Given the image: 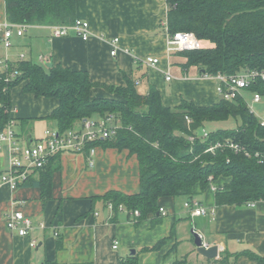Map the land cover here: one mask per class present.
I'll use <instances>...</instances> for the list:
<instances>
[{
  "label": "crops",
  "instance_id": "1",
  "mask_svg": "<svg viewBox=\"0 0 264 264\" xmlns=\"http://www.w3.org/2000/svg\"><path fill=\"white\" fill-rule=\"evenodd\" d=\"M76 13L77 18L90 23L88 40L73 30L65 37L52 38L50 25L29 26L24 35L12 38L13 46L9 48L3 45L0 32V58L7 56L10 62H17L25 53L26 58L37 57L34 60L39 61L38 57L44 55L54 65L85 70L93 81L115 85H125L128 75L142 93L151 86L157 87L168 107L181 104L183 99L200 106L221 100L216 78L203 77V71L195 65L184 67L188 58L180 51H167L165 0H78ZM7 20L6 1L0 0V23ZM115 37L117 43L113 42ZM113 44L118 47L115 55L111 54ZM152 56L160 57L154 66L145 62ZM170 73L172 78L167 80ZM24 83L11 89L10 119L15 121L21 146L44 137L47 129H57L50 115L59 106L57 97L22 90ZM91 97L119 95L96 87ZM96 148L95 166L89 164L87 153L60 155V166L51 177L50 199L43 197L36 184L16 189L0 184V264H45L46 260L56 264H119L121 258L130 254H138V264L172 263L179 259L185 260L183 264H209L212 259L196 248L193 228L209 245L219 247V256L214 259L226 253L230 264H264V200L256 201L254 206H217L211 185L203 189L195 185L192 199L206 207L208 214L191 215L190 207L185 205L187 197L164 196L158 206L164 207L166 214L159 210L138 218L124 206L112 209L103 198L114 190L128 195L139 192L137 155L113 145L98 144ZM9 161L10 150L6 146L0 151V174L8 170ZM33 175L36 178L38 172ZM16 207L33 220L34 228L28 236H19L7 228L6 217ZM59 238L63 240L61 248L56 246ZM33 239L37 242L34 247ZM161 240L165 241L160 248L147 249ZM250 250L260 260L238 254Z\"/></svg>",
  "mask_w": 264,
  "mask_h": 264
},
{
  "label": "trees",
  "instance_id": "2",
  "mask_svg": "<svg viewBox=\"0 0 264 264\" xmlns=\"http://www.w3.org/2000/svg\"><path fill=\"white\" fill-rule=\"evenodd\" d=\"M8 21L15 24L64 25L77 19L78 0H5ZM168 32L191 31L198 39L210 40L212 47L180 51L188 60L184 67L195 65L199 70L215 75L236 74L245 69L264 70V0H165ZM7 72L14 73L6 79ZM25 82L22 90L37 96L57 97L59 106L52 111L60 133L80 126L85 118L114 117L115 133L100 138L85 148L98 144L129 149L140 162V190L125 194L114 190L103 197L115 210L123 205L131 212L140 211L138 218L160 210L159 199L164 196H184L192 199L194 186L201 189L210 185L209 177L218 182L215 204L249 205L250 201L264 200V126L251 113L243 97L221 98L213 105H198L183 99L177 106H166L159 89L151 86L140 93L136 82L125 75V85L93 81L85 70H74L61 64L50 67L31 58L10 62L0 71V131L10 119L13 108L12 88ZM101 87L118 98L91 97L93 88ZM264 95V80L250 87ZM235 117L241 120L237 127L210 132L209 137L197 134L206 122ZM23 120V119H22ZM25 121V120H23ZM27 121V120H26ZM111 123V124H112ZM234 139L260 156H246L230 148L207 151L211 143ZM60 154L53 155L39 169L38 176L24 184L41 187L43 197H52V174L58 169ZM161 240L148 250L160 248ZM63 246L62 238L56 243ZM256 260L255 252L242 251ZM230 255L212 259L209 264H230ZM184 259L172 263L183 264ZM138 254L121 258L119 264H138ZM45 264H56L46 260Z\"/></svg>",
  "mask_w": 264,
  "mask_h": 264
},
{
  "label": "built area",
  "instance_id": "3",
  "mask_svg": "<svg viewBox=\"0 0 264 264\" xmlns=\"http://www.w3.org/2000/svg\"><path fill=\"white\" fill-rule=\"evenodd\" d=\"M29 27L26 24H15L10 21H4L0 23V32L2 33L3 45L7 48L12 47V38L14 36L24 35L26 28ZM167 31L168 26L166 25ZM52 29V38L65 37L75 31L84 40H88L90 37V23L82 18H77L72 24L64 25H50ZM168 45L167 51L178 52L192 49H200L202 47L201 40L198 39L196 34L191 31H178L175 33L168 32ZM118 38H114V43H117ZM118 51V47L113 44L111 54L115 55ZM20 59H26L25 53L20 54ZM39 61L43 64H48L50 60L44 56L40 55L38 57ZM160 57H147L145 62L148 65L154 66L159 63ZM10 60L7 56L5 58H0V71L6 70L9 67ZM6 79L8 80L10 76H14V73L7 72ZM203 77H212L217 80V91L221 98L231 100L237 97H243L247 102L249 110H252L248 99H246L247 93H251L253 101L255 103H260L263 100L262 93L258 91L250 90V87L257 81L264 80V70L258 69H245L236 74L226 75L224 73H217L215 75L208 74L206 72L202 73ZM171 73L166 77L167 80H171ZM255 114V113H254ZM114 117L109 118H99L97 120L87 118L84 119L82 124L78 127L67 130L66 132L60 133L57 129H47L45 131V136L39 138L33 144H26L21 146L18 143L17 135L15 132V121L9 119L5 128L0 131V151H3L4 147H8L10 150V161L7 171L0 174V184L7 183L10 184L13 189L24 185L25 182L30 180V177L36 173L39 169L43 168L48 160L53 157V155L63 154V153H87L88 162L91 166H95V155L97 152V146H91L89 151L86 150L85 146L88 143L96 142L100 138H110L113 133H115L116 125L112 123ZM112 123V124H111ZM260 126H264V116L259 118ZM204 130V129H203ZM210 132L204 130L202 133L197 132V134H191L188 138L194 141L197 136L209 137ZM230 148L234 149L236 152L244 153L247 157L254 154V156L259 157V152H251L248 147L240 144V142L234 139H226L224 141L218 140L216 143H211L207 151L215 152L219 148ZM211 188L217 191V184L214 182V176L209 177ZM185 205L191 209V215L200 216L208 214L206 207L200 205V203L195 199H189ZM256 205V201H250L248 206ZM109 207L114 209L112 203H109ZM119 207L123 208V205ZM163 214L167 213L164 207L160 208ZM135 216L140 215L139 210L133 211ZM6 225L9 231L25 237L30 235L32 229L34 228L32 218L25 213L20 207L13 208L11 212L6 217ZM42 227H46V224L41 223ZM58 235V232H55ZM36 240L31 241V246H36ZM204 244H208L204 241ZM117 244L114 245V248Z\"/></svg>",
  "mask_w": 264,
  "mask_h": 264
},
{
  "label": "rangeland",
  "instance_id": "4",
  "mask_svg": "<svg viewBox=\"0 0 264 264\" xmlns=\"http://www.w3.org/2000/svg\"><path fill=\"white\" fill-rule=\"evenodd\" d=\"M200 40H201L202 47H211L213 45V43L210 40H206V39H200ZM32 59L37 60V57L32 58ZM141 90L139 89L140 92ZM246 99H248L252 110L254 111L255 115L258 118H261L262 116H264V96H263V100L260 103H255L253 101L251 93L249 92L246 95ZM240 123H241V120L239 119L237 120L235 117H231L226 120L209 121V122H206L204 125H202V127L199 129V132L202 133L204 130H208L209 132H216L219 129H232V128L237 127L238 124Z\"/></svg>",
  "mask_w": 264,
  "mask_h": 264
},
{
  "label": "water",
  "instance_id": "5",
  "mask_svg": "<svg viewBox=\"0 0 264 264\" xmlns=\"http://www.w3.org/2000/svg\"><path fill=\"white\" fill-rule=\"evenodd\" d=\"M53 62L51 61L50 63H48L47 65L50 67V65H52ZM203 72H205V70H202ZM87 118H85L86 120ZM192 235H194L195 237V244H196V248L197 250L205 257H208L210 259H214L217 258L219 256V252L220 249L217 245H209V244H204V239L202 237V235H200V233L195 230V228L192 229ZM131 251H133V253H135L136 251L134 249H132Z\"/></svg>",
  "mask_w": 264,
  "mask_h": 264
}]
</instances>
